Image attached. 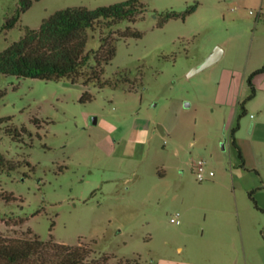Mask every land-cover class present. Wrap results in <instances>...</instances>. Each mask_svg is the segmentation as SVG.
Wrapping results in <instances>:
<instances>
[{
  "label": "rangeland",
  "instance_id": "rangeland-1",
  "mask_svg": "<svg viewBox=\"0 0 264 264\" xmlns=\"http://www.w3.org/2000/svg\"><path fill=\"white\" fill-rule=\"evenodd\" d=\"M120 1L33 0L6 30L19 0H0V51L58 9ZM142 1L144 16L118 27L143 36L119 38L104 66L103 78L121 71L127 82L100 87L0 73V152L31 162L0 166V237L88 242L140 256V264L169 257L208 264L219 257L210 225L221 221L241 257L248 249L262 256L264 211L252 196L264 208V117L257 122L264 89L249 98L248 76L264 64V0ZM194 4L185 19L158 25L161 14ZM99 44L97 31L87 49ZM218 45L223 56L192 73ZM86 91L92 98L83 101ZM238 122L245 164L231 136ZM199 159L213 176L197 178ZM178 212L180 222H172Z\"/></svg>",
  "mask_w": 264,
  "mask_h": 264
},
{
  "label": "trees",
  "instance_id": "trees-1",
  "mask_svg": "<svg viewBox=\"0 0 264 264\" xmlns=\"http://www.w3.org/2000/svg\"><path fill=\"white\" fill-rule=\"evenodd\" d=\"M32 4L33 0H19L18 7L6 19L3 28L9 30L15 27L22 12ZM197 5L189 6L184 12L172 10L161 14L158 25L163 26L173 17L185 19ZM145 10L146 5L142 0H124L95 8L75 5L58 9L45 17L39 27L27 26L18 40L0 51V73L46 80L69 78L73 82H95L100 87L107 84L117 87L121 82L128 81L126 75L120 74L121 71L115 78H103L104 66L117 53V40L129 36L142 37L144 34L131 25L124 29L118 25L124 20L135 22L144 16ZM97 31L100 33L99 46L87 49L90 37ZM261 72H264V64L248 76V84L252 89L249 98L256 94L254 77ZM91 98L92 94L86 91L81 100ZM239 128L240 122L232 127L231 136L245 164L242 149L237 142L236 133ZM24 162L31 164L28 160L13 162L0 152L1 167L17 168ZM5 196L8 199L14 198L8 193ZM252 199L256 207L264 211L254 196ZM28 231L33 232L30 228ZM262 234L264 236V232ZM140 260V256L131 259L99 251L88 242L69 244L59 242L53 236L45 240L35 233L30 236L0 237V264H140Z\"/></svg>",
  "mask_w": 264,
  "mask_h": 264
},
{
  "label": "crops",
  "instance_id": "crops-1",
  "mask_svg": "<svg viewBox=\"0 0 264 264\" xmlns=\"http://www.w3.org/2000/svg\"><path fill=\"white\" fill-rule=\"evenodd\" d=\"M254 83L257 89H264V72L256 74L254 77ZM247 109V108H246ZM248 110V109H247ZM259 121L263 119V113L259 112ZM243 148V147H242ZM244 150V149H243ZM247 157V156H246ZM264 186V185H263ZM210 238L213 241V245L219 251V257L215 258V262L208 263V264H264V255L261 253L262 256L258 254H252L251 250H246L244 253V257L240 256L237 252L239 246H237V242L234 240L231 233H227L226 229L227 225H222L221 221L212 222L211 223ZM217 230V233H213L212 230ZM203 229V234H204ZM178 249L180 251L183 250V246H179ZM217 251V250H216ZM251 254V255H250ZM263 257V258H262ZM193 264L192 260H176L174 258H166L164 259L163 263L159 264Z\"/></svg>",
  "mask_w": 264,
  "mask_h": 264
},
{
  "label": "built area",
  "instance_id": "built-area-1",
  "mask_svg": "<svg viewBox=\"0 0 264 264\" xmlns=\"http://www.w3.org/2000/svg\"><path fill=\"white\" fill-rule=\"evenodd\" d=\"M193 170L195 171L197 178L199 180H205L213 176L215 173L213 170H209L207 168V162L205 159H199L197 162L193 164ZM180 213L171 218L172 222H180L179 219Z\"/></svg>",
  "mask_w": 264,
  "mask_h": 264
},
{
  "label": "water",
  "instance_id": "water-1",
  "mask_svg": "<svg viewBox=\"0 0 264 264\" xmlns=\"http://www.w3.org/2000/svg\"><path fill=\"white\" fill-rule=\"evenodd\" d=\"M223 53H224V48L218 45L210 55H208L201 63H199L194 67L192 73L199 72L209 67L210 65L218 61L223 56Z\"/></svg>",
  "mask_w": 264,
  "mask_h": 264
}]
</instances>
